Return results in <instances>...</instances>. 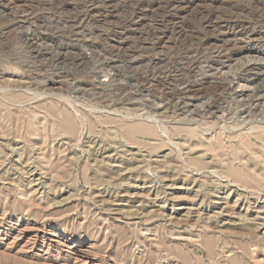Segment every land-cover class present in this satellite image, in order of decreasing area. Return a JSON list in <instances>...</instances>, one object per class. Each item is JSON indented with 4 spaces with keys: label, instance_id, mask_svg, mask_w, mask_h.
<instances>
[{
    "label": "rangeland",
    "instance_id": "374dc122",
    "mask_svg": "<svg viewBox=\"0 0 264 264\" xmlns=\"http://www.w3.org/2000/svg\"><path fill=\"white\" fill-rule=\"evenodd\" d=\"M263 69L264 0H0V264H264Z\"/></svg>",
    "mask_w": 264,
    "mask_h": 264
},
{
    "label": "bare ground",
    "instance_id": "6f19581e",
    "mask_svg": "<svg viewBox=\"0 0 264 264\" xmlns=\"http://www.w3.org/2000/svg\"><path fill=\"white\" fill-rule=\"evenodd\" d=\"M32 1V0H31ZM34 2V1H33ZM16 1H12V2H8V4L10 5V4H13V6L14 5H16ZM202 3V2H201ZM3 4V3H2ZM29 4V3H28ZM78 4V3H77ZM187 6V5H186ZM246 7V6H245ZM26 8V7H25ZM96 8V7H95ZM111 8V7H110ZM136 9V8H135ZM162 10V9H161ZM22 11V10H21ZM187 11V10H186ZM134 12V11H133ZM209 13V12H208ZM105 14V13H104ZM129 14V13H128ZM98 15V14H97ZM120 15H122V14H120ZM132 15V14H131ZM166 15V14H165ZM197 15V14H196ZM208 15V14H207ZM123 16V15H122ZM178 16V15H177ZM158 17V16H157ZM23 18V17H22ZM104 18V17H103ZM95 20V19H94ZM174 21V20H173ZM179 22H181V21H179ZM211 22V21H210ZM86 25V24H85ZM103 25V24H102ZM101 26V25H100ZM150 26V25H149ZM207 26V25H206ZM90 27V26H89ZM142 28V27H141ZM81 29V28H80ZM117 29V28H116ZM5 30V29H4ZM8 30V29H7ZM92 31V30H91ZM10 32V31H9ZM11 32H13V31H11ZM37 33V32H36ZM178 34V33H177ZM163 35V34H162ZM156 36V35H155ZM160 36V35H159ZM24 38V37H23ZM34 38V37H33ZM33 38L32 37H30V36H28L27 38H25L24 39V44L27 46V47H29V48H33L34 46H37L36 45V43L33 41ZM174 38V37H173ZM246 38H247V36H246ZM21 39H22V37H21ZM145 39V38H144ZM248 40H250V39H253L252 38V36H249L248 38H247ZM128 41V40H127ZM135 41V40H134ZM144 41V40H143ZM123 43V42H122ZM145 43V42H144ZM153 43V42H152ZM235 44V43H234ZM168 45V44H167ZM135 46V45H134ZM119 48V47H118ZM171 49H172V47H171ZM118 50V49H117ZM168 50H169V48H168ZM139 51V50H138ZM142 51V50H141ZM140 51V52H141ZM147 51V50H146ZM135 52V51H134ZM179 52V51H178ZM24 53V52H23ZM39 53V52H38ZM143 53V52H142ZM161 53V52H160ZM227 53V52H226ZM137 53H135V55H136ZM133 55V54H132ZM143 55V54H142ZM193 55V54H192ZM176 56H178V55H176ZM131 57V56H130ZM142 57V56H141ZM30 58V57H29ZM34 58V57H33ZM183 58V57H182ZM202 58V57H201ZM204 58V57H203ZM177 59V58H176ZM184 60H186L187 58H183ZM182 59V60H183ZM189 59V58H188ZM188 59L186 60L188 63L189 62H193V60H191V61H188ZM28 61V60H27ZM196 62V61H195ZM199 62V61H198ZM22 64H23V66L24 67H27V69H28V66L30 67L31 65L30 64H28L27 62H21ZM30 63V62H29ZM34 63V62H33ZM200 63V62H199ZM168 65V64H167ZM22 66V67H23ZM34 66H36V65H34ZM198 66V65H197ZM23 67V68H24ZM33 67V66H32ZM32 67H30V68H32ZM42 68V67H41ZM193 69V68H192ZM37 70H38V68H37ZM253 69H249V70H247L246 72H245V75L244 76H248L249 74H251V71H252ZM264 70V69H263ZM34 71V70H33ZM207 72V71H206ZM253 72V71H252ZM195 75V74H194ZM147 78H149L148 76H146ZM243 77V76H242ZM244 78V77H243ZM172 79V78H171ZM216 82V81H215ZM13 83V82H12ZM213 83V82H212ZM19 84V83H18ZM17 85V84H16ZM29 85V84H28ZM181 85V84H180ZM218 85V84H217ZM228 85V84H227ZM227 85H225L224 83H220L219 82V86H217L216 87V89H222V90H226V88L228 87ZM246 85V84H245ZM34 86V85H33ZM51 87V86H50ZM244 87V86H243ZM15 88V87H14ZM18 88V87H17ZM55 88V87H54ZM167 88V87H166ZM8 89V88H7ZM10 89H12V88H10ZM16 89V88H15ZM56 89V88H55ZM166 91V90H165ZM23 92V91H22ZM30 92V91H29ZM57 92V91H56ZM60 92V91H59ZM50 93V92H49ZM84 93V92H83ZM221 93V92H220ZM25 94V93H24ZM32 94V93H31ZM51 94V93H50ZM52 94H55V93H52ZM225 94V93H224ZM48 95V94H47ZM46 95V96H47ZM40 96V95H39ZM38 96V97H39ZM58 96V95H57ZM61 96V95H60ZM192 96V95H191ZM202 96V95H201ZM23 96L22 95H14V94H12V93H10V92H8L7 94H5V98L6 99H3V100H7V101H9L7 104L9 105V106H13L14 104L13 103H11V102H14V101H16V100H18V99H20V98H22ZM93 97V96H92ZM177 97V96H176ZM24 98V97H23ZM95 98V97H94ZM147 98V97H146ZM255 98V97H254ZM60 99V98H59ZM250 99V98H249ZM253 99V98H252ZM33 100V99H32ZM67 100V99H66ZM65 100V101H66ZM93 100V99H92ZM171 100V99H170ZM218 100L219 99H217V97H214V101H213V104H215V105H217L218 104ZM225 100V99H224ZM31 101V100H30ZM27 102H29V101H27ZM145 102V101H144ZM179 102V101H178ZM15 103V102H14ZM69 103V102H68ZM221 103H222V101H221ZM261 103V100L260 99H254V100H252V102L250 101V103L248 104V106H247V108H246V110H247V114H249L250 115V117H251V112H252V108L251 107H253V108H255L256 106H258L259 104ZM21 104V103H20ZM192 104V103H191ZM209 104V103H208ZM212 104V105H213ZM59 105V104H58ZM61 105V104H60ZM205 105H207V104H205ZM220 107V106H219ZM223 107V106H222ZM230 107V106H229ZM246 107V106H245ZM76 108V107H75ZM105 108V107H104ZM131 108V107H130ZM258 108V107H257ZM0 109H2V104H1V102H0ZM97 109V108H96ZM110 109V108H109ZM158 109V108H157ZM197 109V108H196ZM62 110V109H61ZM65 110V109H64ZM68 110V109H67ZM73 110V109H72ZM105 110V109H104ZM209 110V109H208ZM216 110V109H215ZM245 110V109H244ZM101 111H103V110H101ZM113 111V110H112ZM167 111V110H166ZM189 111V110H188ZM213 111V110H212ZM257 111V110H256ZM77 112V111H76ZM106 112V111H105ZM109 112V111H108ZM211 112V111H210ZM78 113V112H77ZM112 113V112H111ZM58 114H59V116L54 120V124H53V126H54V128H58V129H61V130H63L70 138H72V137H74L75 136V134H77V131H79V128H80V125H84V123H82V124H80V122H76V120L74 119V117L71 115H69L67 112H66V110L65 111H62V112H58ZM120 114V113H119ZM144 114V113H143ZM178 114H179V112H178ZM79 115V114H78ZM145 115V114H144ZM148 115V114H147ZM221 115V114H220ZM130 116V115H129ZM163 116V115H162ZM177 116V115H176ZM219 116V115H218ZM80 117V116H79ZM132 117V116H131ZM134 117V116H133ZM138 117H139V115H138ZM151 117V116H150ZM154 117V116H153ZM160 117V116H159ZM263 117V116H262ZM261 117V118H262ZM264 118V117H263ZM80 119H83V117L82 118H80ZM79 120V119H78ZM85 121V120H84ZM96 121V120H95ZM155 121V120H154ZM195 121V120H194ZM82 122V121H81ZM91 122V121H90ZM93 122V121H92ZM172 122V121H171ZM176 122V121H175ZM96 123V122H95ZM95 123H93L94 125H96ZM155 123V122H154ZM260 123V122H259ZM260 124H262V125H257L256 126V130H255V132L253 133V135H255V137H257V138H259L260 136H262V135H264V122H262V123H260ZM175 125V124H174ZM177 125V124H176ZM97 126V125H96ZM166 127V126H165ZM85 128V127H84ZM97 128V127H96ZM135 128H137V127H135ZM229 129V128H228ZM209 130V129H208ZM122 131V130H121ZM146 131L147 132H149L150 131V129L149 128H147L146 129ZM175 131V130H174ZM221 132V131H220ZM165 133V132H164ZM212 135V134H211ZM210 135V136H211ZM223 135V134H222ZM251 135H252V131H251V126L245 131V133H242L241 135H235V133H234V131L232 130L231 132H228V134H226V136H227V143L228 144H231L230 145V147H227V146H225V144L223 143L222 144V148H223V150H226V151H229V152H236L237 154H243V152H246V151H249V152H251V151H255L254 150V148L252 147L251 148V145H250V142H251ZM125 137H126V140L128 139V140H130V139H132L133 138V133H132V129H127L126 130V135H125ZM213 137H214V135L212 136V139H213ZM225 139V138H224ZM127 140V141H128ZM223 140V139H222ZM244 141L245 140V144H243L242 145V147L241 148H238V147H236L235 146V143L237 142L238 143V141ZM226 141V140H225ZM224 141V142H225ZM240 141H239V143H240ZM246 141L248 142V143H246ZM167 143V142H166ZM200 145V144H199ZM175 147H177V146H175ZM214 150V149H213ZM97 151V150H96ZM13 153V152H12ZM93 154H90V155H92L94 158V160L92 161L93 163H92V167H95V168H97V167H99V166H102V165H106V166H108V167H110V168H114V169H118V170H120V171H124L125 170V173L124 174H133L134 172H137V170H138V166L137 167H134V165L132 164V165H129L128 163V165L127 166H130L128 169H126L127 168V166H126V164H125V167H122L121 165H115V163H116V160L114 159V156L112 155V154H108V153H95V152H92ZM247 155V154H246ZM228 156V155H227ZM124 157V156H123ZM229 157V156H228ZM244 158V157H243ZM118 160V159H117ZM91 163V162H90ZM146 163V162H145ZM120 164V163H119ZM124 165V164H123ZM232 165V164H231ZM240 165V164H239ZM144 167V166H143ZM221 167V166H220ZM243 168V167H242ZM150 169V168H149ZM76 170V169H75ZM213 170H211V172H212ZM117 172V171H116ZM80 174V173H79ZM216 174V173H215ZM38 177V176H37ZM142 179V178H141ZM157 181V180H156ZM219 181V180H218ZM158 184V183H157ZM38 186V185H37ZM148 191V190H147ZM154 202V201H153ZM158 206V205H157ZM260 220V219H259ZM260 225V224H259ZM256 226V225H255ZM258 226V225H257ZM16 239V238H15ZM35 242V241H34ZM41 244V243H40Z\"/></svg>",
    "mask_w": 264,
    "mask_h": 264
}]
</instances>
